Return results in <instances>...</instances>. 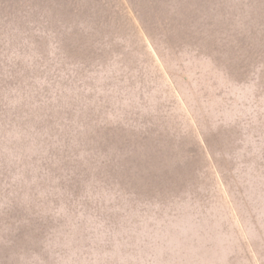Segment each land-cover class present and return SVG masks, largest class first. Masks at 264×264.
Wrapping results in <instances>:
<instances>
[{
    "label": "rangeland",
    "instance_id": "1",
    "mask_svg": "<svg viewBox=\"0 0 264 264\" xmlns=\"http://www.w3.org/2000/svg\"><path fill=\"white\" fill-rule=\"evenodd\" d=\"M0 264H264V0H0Z\"/></svg>",
    "mask_w": 264,
    "mask_h": 264
}]
</instances>
